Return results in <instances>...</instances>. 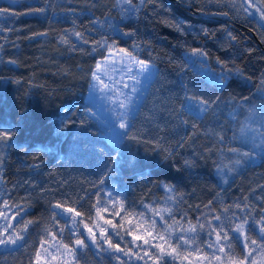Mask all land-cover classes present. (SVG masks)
Here are the masks:
<instances>
[{"label": "trees", "instance_id": "trees-1", "mask_svg": "<svg viewBox=\"0 0 264 264\" xmlns=\"http://www.w3.org/2000/svg\"><path fill=\"white\" fill-rule=\"evenodd\" d=\"M177 1L151 0L135 17L122 20L119 0H0V9L8 10L0 14V131L13 133L9 142L0 144L1 188L9 190L3 195L9 205L30 206L24 220L39 221L38 227H29L33 248L0 249V264H29V255L46 238L44 227H52L49 203L75 207L90 222L88 210L93 220L97 193L107 201L111 192L123 202V212L131 215L143 212L144 205L160 207L167 195L160 185L168 184L175 188L174 216L179 219L186 216L196 224L201 214L211 218L223 207L243 202L257 210L252 218L259 219L258 211L264 208V156L244 161L231 173L224 165L231 167L229 161L238 158L228 149L244 148L240 129L250 110L264 112V89H260L264 38L253 25L231 14H211L223 10L206 9L201 14L188 1ZM41 8L45 11H34ZM164 21H183L185 34ZM109 24L120 30L113 31ZM224 27L237 37L232 46L226 42ZM201 28L214 35L204 37ZM73 31L84 33L89 43L82 44ZM124 32L134 35L129 38ZM38 33L46 35H34ZM64 35L69 44L60 43ZM102 38L129 51L133 43L140 44L138 58L151 59L156 70L130 118L134 125L130 136L135 139L111 142L98 119L85 113L95 108L87 101L89 70L107 51L88 53L92 41ZM74 45L77 50H70ZM193 48L208 52L213 69H221L219 57L243 75H229L219 86L193 69L189 58ZM191 96H219L222 103L214 111L197 114L188 111L194 102L185 98ZM192 124L197 126L195 132ZM221 126L226 137L222 144L210 132ZM158 138L164 147L174 149L170 159L156 148ZM178 143L183 147H176ZM218 165L222 171H217ZM209 201L211 208L204 207ZM237 223L232 219V227ZM64 224L60 219L59 225ZM252 236L256 238L255 233ZM206 239L201 234L198 243ZM233 248L242 255L238 244ZM97 251L82 250L79 264H118Z\"/></svg>", "mask_w": 264, "mask_h": 264}, {"label": "snow or ice", "instance_id": "snow-or-ice-1", "mask_svg": "<svg viewBox=\"0 0 264 264\" xmlns=\"http://www.w3.org/2000/svg\"><path fill=\"white\" fill-rule=\"evenodd\" d=\"M150 2L151 0H140L139 5H134L132 0H122V4L119 6L121 19L135 17ZM188 3L190 6L196 7L197 11L201 14L206 13L207 7L215 5L218 8H227L229 11L211 13L212 15L228 16L229 12H232L236 18L243 15L245 19H255L258 16L259 21L264 22V0H188ZM6 11L8 10L0 9V14ZM34 11L44 12L45 9L41 8ZM11 14L16 15V13ZM164 22L168 23L170 27H174L177 32L185 34L183 21ZM94 23L99 24L100 21H95ZM109 27L113 31L120 30L118 26L112 24H109ZM221 30L224 32L229 46L237 42V37L227 27ZM200 32L203 33L204 37L214 35L207 28H201ZM34 35L43 36L46 33ZM71 35L75 36L84 45L89 43L84 33L73 31ZM122 35L130 38L134 33L124 32ZM69 42L68 35L61 36L60 43L69 44ZM92 45L93 47L89 50L88 54L96 52L98 49H104L108 55L104 56L102 60L97 61L95 67L89 70V88L94 92L97 90V86H99L98 90L100 92L106 94L112 93L110 98L113 103H116V106L123 110L117 113L120 121L119 129L123 131H115L114 129V135L119 139H135V136H130L134 125L128 120L131 95L126 94L118 85L122 84L123 88H129L130 85L127 81H131V92L133 94L136 93V85L140 83L139 78L146 74L152 75L156 71L154 70L152 60L138 58L141 49V45L138 43L131 45L132 51H129L127 48H117L114 42L109 43V38L93 40ZM77 47L74 45L70 50L75 51ZM80 50L83 51L82 48ZM247 51L251 52L252 49H248ZM191 52L193 55L201 58H207L209 55L202 48H193ZM15 62L14 60H9V63ZM216 62L221 66L222 74L218 79V83L221 85L225 83L229 75H243L241 69L234 65L229 67L228 63L219 57H216ZM116 63L120 64L121 79L113 80L112 77H109L112 83H105L102 76L107 75L109 68L114 70ZM260 89H264V79L261 80ZM120 97H123V99L121 100ZM185 99L194 102L189 103L188 111L196 112L197 114L207 113L210 110L214 111L222 103L219 96L215 98L191 96ZM117 101L119 102L117 103ZM89 112H91V109H85L86 114ZM250 112H252V115L249 117L251 123L242 125L240 129L242 136L247 140L245 146L249 147L250 145L249 151H241L236 148L228 149L229 152L236 154L238 157L234 161H229L231 167L224 165L230 173L235 171L246 159L255 157L257 150L261 154H264V115L260 118L259 127H256L257 122L252 119L255 113L252 110ZM181 123H187V121L182 120ZM191 127L195 132L197 126L192 124ZM210 132L217 142L222 144L225 141V130L222 126L220 131L212 129ZM12 135L11 131H0V144L9 142ZM176 147L182 148L183 143H178ZM156 148L165 153V159H170L174 155V149L164 147L160 143L159 138L156 141ZM188 163L190 162L185 161V164ZM2 165L3 156L0 154V168H2ZM217 171H222L221 166H217ZM24 183L30 184L28 181ZM103 183L104 180L101 179L100 184L102 185ZM0 184H3L2 177H0ZM160 186L167 193L164 198V204L175 203L177 200V197L173 195L175 188L168 184H161ZM15 187L17 185H13V188ZM8 191L7 189L0 188V197ZM106 195L108 197L107 201L97 193V201L92 207L95 208V215L99 220L103 221L104 225L111 226L110 232L108 228L101 227L99 222L92 220L91 208L88 210V220L99 229L98 235L93 230V227H90L89 223L85 222L83 213L77 211L75 207H67L65 203L60 201L54 204L49 203L48 211L51 212L49 219L52 222V227H44L43 233L46 238L40 240L39 248L34 249L29 255V264H53V262L55 264H79L81 256L78 254L84 249L90 250L91 248L99 250L96 252V255L105 253L110 259L114 257L118 264H141V262L142 264H150V262L151 264H176V261H180V264H185V261H188V264H191L189 255L187 254L189 250L203 253L198 257L197 264H264V208L258 211L259 219H253V213L257 212L255 208H252L247 202L235 203L234 205L223 207L219 214H214L211 218L201 214L200 217H197L196 224H192L186 216H181V220L186 221L188 224L187 227H184L180 221L173 218L172 209L168 207L152 208L151 205H144L146 210H150L153 213L149 217L151 223L142 229L144 235H136L130 229L122 234L123 217L121 218V228L118 229L113 220L105 219L102 214L109 210L108 207L101 208L100 205L111 204L113 216L115 217L121 214L120 211L115 210L116 205L120 204L121 210H124L123 202L115 199L111 192H108ZM179 199L182 200L183 198L179 197ZM212 204L213 201H209L208 205L204 207L211 208ZM29 207L27 204L21 206L12 203L9 205L7 199L3 200L2 205H0V247L7 251H19L23 249L25 252L33 248V245H30L28 242L30 235L29 227H38L39 221L23 219ZM13 209H15V212L10 216L8 213L12 212ZM237 211L241 213L240 216H237ZM165 213H167L168 219L172 220V223H168L164 215ZM229 213H231V218L228 216ZM125 215H127V212H125ZM138 215L143 216V213ZM156 217H159V221L161 222L159 229L157 228ZM60 219L65 221L63 226L59 225ZM232 219H238L240 223L232 227ZM13 221H15V224ZM129 224H131V221H129ZM81 225L87 230L86 233L82 232ZM53 228L55 231L52 230ZM148 228H151L153 231H148ZM66 230L67 236H65ZM252 233H255L256 238H253ZM201 234L207 236V240L203 241L202 244L196 243ZM125 235H132V241L126 242L125 248H121L119 243H112L113 236L124 240ZM58 236L59 240H57ZM65 239L69 242L65 243ZM85 241H88V243ZM173 241L175 242V246H173ZM234 243L240 246L242 255L237 256L235 254ZM105 244L108 245L107 248L103 247ZM128 244L132 246L129 247ZM133 248L136 251H133ZM53 252L58 253V255L53 254Z\"/></svg>", "mask_w": 264, "mask_h": 264}, {"label": "rangeland", "instance_id": "rangeland-1", "mask_svg": "<svg viewBox=\"0 0 264 264\" xmlns=\"http://www.w3.org/2000/svg\"><path fill=\"white\" fill-rule=\"evenodd\" d=\"M136 1H137V4H135L133 2L132 3L134 5H139L140 0H136ZM184 1H188V0H184ZM119 2H120V4H122V0H119ZM207 9L213 10V11H215V10L229 11V9H227V8H218L215 5L209 6V7H207ZM229 14H231L234 17L232 12H229ZM234 18H236V17H234ZM236 19L239 20L240 22L244 21L249 25H253L255 27V30L257 31L258 35L264 38V26H262V25H264V22L259 21L258 16L255 19H252V18L245 19L243 17V15H241L239 18H236ZM107 55H108V53H107ZM189 58H190V63L192 64L194 70L203 73L206 77H208V79L217 82V84L219 86H221V84L218 83V79L222 74L221 69H219V68L213 69L212 66L210 65L209 61L207 60V58H201V57L193 55L192 53H191V56ZM152 76H153V74L152 75L146 74L145 76H141L139 78L140 83L138 85H136L137 92L134 94L131 92V85H132L131 81H127L130 85L129 88H123L122 84L118 85V87H120L126 94L131 95V104L129 105V109H128V112H129L128 120L129 121H130L131 116H133L134 113L136 112L138 105H139V102L141 101L144 94L146 93L148 84L151 81ZM109 77H112L113 80H120L121 79L120 64L119 63H116L114 65V70L112 68H109L107 70V75H103L102 79H104L105 83L111 84L112 81L109 79ZM98 89H99V86H97V90L93 92L89 88L88 93H87V101L93 107H95L94 109L91 110V113L100 122L106 137L111 142L118 143L121 139L117 138L114 135V129H115V131H123V130L119 129V122L120 121H119V118L117 116V113L120 111H123V110L119 109L116 106V103H113L112 99L110 98L112 95L111 92L106 94V93L100 92ZM120 99L122 100L123 97H120ZM118 102L119 101H117V103ZM113 109H115V111H113ZM252 111L255 113V115L252 116V119L257 122L255 126L259 127L260 118L262 115H264V112H262V111L257 112L254 109ZM251 115H252V113L248 116L244 125L251 123V121L249 120V117ZM240 137H241V141H242L243 146H244L242 151H249L250 145H249V147L245 146L247 143V140L244 136H242L241 132H240ZM262 156H264V154H261L259 152V150H257V155L255 157H253L251 159H246L245 161L246 162H255L259 159V157H262ZM0 188H1V184H0ZM3 200H4L3 196L0 197V205H2ZM105 206L108 207L109 210L107 212L102 213L104 218L113 220V223H115L117 225L118 229L121 228V218L123 217V228L121 229L122 234L130 229L136 235H144V232L142 231V229L147 227V225L151 223L149 217H151L153 215V213L150 210L144 209V211L141 212V213H143V216L138 215L140 213L125 215L123 210H121L120 204H117L115 210L120 211L121 214H120V216L114 217L111 204L100 205L101 208H103ZM151 207L152 208L168 207V208L172 209L173 218L177 221H180L184 227L188 226L187 222H183L181 219L174 216V207H175L174 203H169L167 205H165L163 203L160 207H154V206H151ZM14 212H15V209H13V211L8 213V214L11 216ZM164 215H165V218L168 220V223L169 224L172 223V220L168 219L167 213H165ZM93 220L99 222L101 227L108 228L109 232H110L111 226L104 225L103 221H100L96 215L94 216ZM156 220H157V228L159 229V226L161 223L159 221V217H156ZM129 221H131V224H129ZM13 223L15 224V221ZM86 223H89V226L93 227V230L97 233V235L99 234V229H97L93 223H91V222H86ZM137 225H139V227H137ZM81 230L83 233L87 232V230L83 228V225H81ZM160 230L162 231V229H160ZM148 231H153V230L151 228H148ZM66 232H67V230L65 231V233ZM57 240H59V236L57 237ZM129 241H132V235H125L124 240H120L115 236H113V238H112V243L113 244L119 243L121 248H125L126 242H129ZM85 242L87 243L88 241H85ZM196 243H198V239H197ZM128 246L131 247L132 245L128 244ZM173 246H175L174 241H173ZM103 247L107 248L108 245L105 244V245H103ZM0 249H4V248L0 247ZM133 251H136V249L133 248ZM53 254L58 255V253H55V252H53ZM187 254L189 255V259L191 261V264H197L198 257L201 256L203 253L193 252V251L189 250ZM53 264H55V262H53ZM141 264H142V262H141ZM150 264H151V262H150ZM176 264H180V261H176ZM185 264H188V261H185Z\"/></svg>", "mask_w": 264, "mask_h": 264}, {"label": "water", "instance_id": "water-1", "mask_svg": "<svg viewBox=\"0 0 264 264\" xmlns=\"http://www.w3.org/2000/svg\"><path fill=\"white\" fill-rule=\"evenodd\" d=\"M175 2L179 3V1L175 0ZM14 222V221H13Z\"/></svg>", "mask_w": 264, "mask_h": 264}]
</instances>
